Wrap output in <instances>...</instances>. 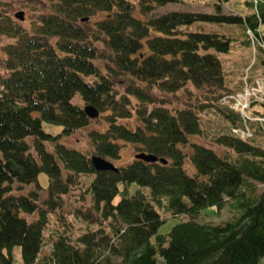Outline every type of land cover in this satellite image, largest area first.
Wrapping results in <instances>:
<instances>
[{"label": "trees", "instance_id": "trees-1", "mask_svg": "<svg viewBox=\"0 0 264 264\" xmlns=\"http://www.w3.org/2000/svg\"><path fill=\"white\" fill-rule=\"evenodd\" d=\"M180 1L49 0L48 11L33 16L31 31L0 8V34L15 39L4 47L0 72V264H16V246L23 264L38 263L48 220L65 208L81 176L92 177L90 203L74 214L87 227L59 233L41 264H259L264 258V192L256 194L257 183L264 184V147L253 140L263 126L253 122L249 139L219 131L213 141L224 153L196 138L205 135L210 112L231 130L244 127L221 102L232 90L220 55L231 52L242 27L240 44L264 66V0H245L248 14L226 12L230 0L215 1L210 11L156 13ZM223 26L227 31H217ZM90 106L106 122L88 133L94 155L120 158L122 141L166 162L135 158L118 171L96 170L94 155L61 141L91 125ZM46 123L61 132L46 131ZM189 156L193 174L186 170ZM132 183L140 186L134 193ZM228 203L235 208L231 219L199 221L205 209ZM162 205L183 218L167 234L160 232Z\"/></svg>", "mask_w": 264, "mask_h": 264}, {"label": "rangeland", "instance_id": "rangeland-1", "mask_svg": "<svg viewBox=\"0 0 264 264\" xmlns=\"http://www.w3.org/2000/svg\"><path fill=\"white\" fill-rule=\"evenodd\" d=\"M217 0H184L174 4H168L166 6L160 7L156 10V13L166 12L169 10L179 9L182 11H203L212 10L214 8V3ZM0 8L6 9L7 14H9L14 20L21 22L23 26H25L28 30L31 31L32 23H33V16L35 14H41L47 12L49 9V0H2ZM226 12H242V13H251L252 8L248 7L245 3V0H230L228 5L224 9ZM24 12V18L21 19L18 17V14ZM105 14H101L97 17L92 18L98 19L103 17ZM21 16V15H20ZM20 19V20H18ZM208 29H214L213 27H208ZM217 31L225 32L227 31L226 27H218ZM243 28L237 27L236 28V35L238 36L239 40H243L244 34H242ZM239 40L235 42L232 50L228 54H221V58L224 61V67L226 70V78L227 84L231 90H241L246 87L244 83V79L249 76V82L251 84H255V80L257 78L264 79V66L261 64V58L259 55L256 57L254 53L247 48L240 44ZM15 42V39L9 37L7 35L0 34V72L5 71V67L3 59L5 60L6 54L4 51V47L10 43ZM252 67V69H251ZM252 70V72H251ZM245 74V75H244ZM252 74V79H251ZM256 78V79H254ZM254 79V80H253ZM243 83H242V81ZM248 84L250 85V83ZM242 85V86H241ZM260 98H263V94H261ZM257 107V106H256ZM261 109V108H260ZM253 110V109H252ZM254 111V110H253ZM234 115L238 116L240 119V115L232 111ZM220 117V119L218 118ZM204 127L206 129L205 135L201 137H196L200 142L203 144L213 147L220 153H224L227 151V148L217 145L214 143L213 138L219 133V131L223 130L227 133H232L237 135L231 128H229L228 123L226 120L221 116H218L216 112L208 113L204 118ZM243 125L244 121L241 119ZM255 123L250 122V125ZM257 125V124H256ZM45 129L48 132H52L54 134H58L61 132L62 127L56 124H48L46 123ZM106 126V122L104 121L101 113L96 118H93L91 125L86 128L77 130L71 135L63 136L61 141L70 148L78 149L84 153L93 154V145L89 140L88 133L92 129H99L104 128ZM256 137L253 139L257 141V143L264 147V130L258 128L256 131ZM238 136V135H237ZM121 143V157L120 158H111L109 161L114 163L118 167H123L131 163L134 159L136 154L140 153L135 145L131 142H120ZM186 170L189 174L195 173V167L192 164V160L187 157L186 160ZM40 182L42 185L47 187L48 185V176L45 173H42L39 177ZM78 188L73 190L71 194L65 196V207L63 210L53 213L50 216L49 226L45 231V243L42 248V252L40 254V260L37 264H41V259L48 253L51 252L53 248V240H55L56 236L61 232H66L71 230V234H82L87 227V224L83 220V218H78L75 213V208H82V206H88L90 203L89 197H86V190L89 183L92 180L91 176H81L79 179ZM140 187L136 183H132L129 188L131 193H134L136 189ZM120 188L123 189L124 185H120ZM29 189V187L25 188L24 190ZM143 191L149 193V188L145 187L142 188ZM46 191V190H45ZM47 192V191H46ZM44 192V194H46ZM262 192H264V184L257 183V191L256 194L259 196ZM48 195V194H46ZM86 198L85 201H83ZM120 195L116 198L118 201ZM230 203V202H229ZM227 204L225 208L222 210H218L216 207H209L202 211L199 217L200 222H214V223H222L226 220L231 219L235 214V208L233 205ZM165 205H162L160 208L162 217L164 218L165 222L160 227V232L163 234H167L170 232L172 227L180 222L183 218L173 216L171 212H166ZM83 209V208H82ZM71 224H74L72 228L70 227ZM65 227V228H64ZM68 233V235L70 234ZM14 260L16 264H23L22 254H21V247L16 246L14 250ZM259 264H264V258L260 261Z\"/></svg>", "mask_w": 264, "mask_h": 264}, {"label": "built area", "instance_id": "built-area-1", "mask_svg": "<svg viewBox=\"0 0 264 264\" xmlns=\"http://www.w3.org/2000/svg\"><path fill=\"white\" fill-rule=\"evenodd\" d=\"M261 94L264 95V86L260 80H257L255 81V84L250 85L246 80V87L244 90L228 93L224 95L221 100L224 104L229 105L235 113L240 114L245 120L254 119L264 123V116H256L253 118L248 115L252 101H264V96L263 98H260ZM235 131L244 139L253 136V133L249 128L246 130L238 129Z\"/></svg>", "mask_w": 264, "mask_h": 264}, {"label": "water", "instance_id": "water-1", "mask_svg": "<svg viewBox=\"0 0 264 264\" xmlns=\"http://www.w3.org/2000/svg\"><path fill=\"white\" fill-rule=\"evenodd\" d=\"M21 15V16H20ZM18 17L23 19L24 18V12H21V14H18ZM87 112L89 114V117L91 118H96L99 116V111L94 108V107H88L87 108ZM136 159H143L149 162H166V160L164 159H160L154 155H146L145 153H138L136 154ZM92 162L94 164V167L96 168V170L98 171H102V170H114V171H118V168L115 166L114 163H112L111 161L107 160L106 158H103L101 156H96L94 155L92 157Z\"/></svg>", "mask_w": 264, "mask_h": 264}, {"label": "bare ground", "instance_id": "bare-ground-1", "mask_svg": "<svg viewBox=\"0 0 264 264\" xmlns=\"http://www.w3.org/2000/svg\"><path fill=\"white\" fill-rule=\"evenodd\" d=\"M247 34H249V36H250V38H252V33L248 30L247 31ZM261 38V37H260ZM245 75V74H244ZM242 81V80H241ZM256 81V80H255ZM242 83H243V81H242ZM250 83V82H249ZM251 84V83H250ZM242 86V85H241ZM88 108V107H87ZM87 108H86V113H87V115L89 116V114H88V112H87ZM242 125H243V123H242Z\"/></svg>", "mask_w": 264, "mask_h": 264}]
</instances>
